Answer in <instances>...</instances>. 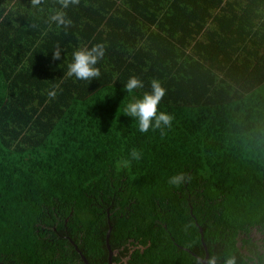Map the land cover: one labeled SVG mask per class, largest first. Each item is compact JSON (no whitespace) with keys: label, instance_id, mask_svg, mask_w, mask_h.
Masks as SVG:
<instances>
[{"label":"trees","instance_id":"trees-1","mask_svg":"<svg viewBox=\"0 0 264 264\" xmlns=\"http://www.w3.org/2000/svg\"><path fill=\"white\" fill-rule=\"evenodd\" d=\"M58 8L0 0V264H84L74 244L108 264L109 228L112 264H251L241 249L257 252L249 233L264 227V0H80L67 31L48 22ZM97 43L100 77H68L73 53ZM132 76L143 88L128 94ZM153 80L172 124L141 133L124 108Z\"/></svg>","mask_w":264,"mask_h":264},{"label":"clouds","instance_id":"clouds-1","mask_svg":"<svg viewBox=\"0 0 264 264\" xmlns=\"http://www.w3.org/2000/svg\"><path fill=\"white\" fill-rule=\"evenodd\" d=\"M59 5L58 9H52L51 14L48 17L49 24H55L57 28H63L67 31L72 27V20L68 18L65 11L70 6L79 5L80 0H56ZM43 0H31V6L37 8L41 6ZM105 45L103 43H97L90 48L84 47L76 50L73 53L72 62L68 65V71L66 75L68 77H75L78 80L92 81L99 78L101 73L100 69L96 67L98 62L105 56ZM52 59H61V49L57 45L55 51H53ZM124 88L128 94L134 92L139 88H143V82L136 76H132L128 79ZM50 97L55 96V92L49 93ZM166 95V89L161 85L158 80L151 82V92L145 93L142 98L133 99L124 108V115L134 118L138 124V130L141 133H147L150 129H163L164 127H171L173 117L163 111H159V105ZM132 160H140L142 153L137 149H132L130 153ZM131 163L130 160L123 161L124 166H128ZM186 181L185 174L183 172L172 175L168 179L169 185L180 187ZM208 264H217L215 256L208 260ZM225 264H236L235 257H229L225 260Z\"/></svg>","mask_w":264,"mask_h":264},{"label":"flooded vegetation","instance_id":"flooded-vegetation-1","mask_svg":"<svg viewBox=\"0 0 264 264\" xmlns=\"http://www.w3.org/2000/svg\"><path fill=\"white\" fill-rule=\"evenodd\" d=\"M253 228H254V227H253ZM253 228H252V229H253ZM255 228L258 229L259 231L261 230V228H258V227H255ZM262 232H263V234H262V235H263V236H262V239L259 240L258 242H255V239H253V238L251 237V233H249L250 241H252V242L254 243V245H255V250H256L257 252H255L254 254H250L248 250H246V249H244V248L241 249V251H242L243 253H247L250 257L252 256V257H251L252 260L250 261L251 264H264V252H261V251H260L261 247H264V227L262 228ZM257 254H259V255L261 256L262 261L259 260Z\"/></svg>","mask_w":264,"mask_h":264},{"label":"water","instance_id":"water-1","mask_svg":"<svg viewBox=\"0 0 264 264\" xmlns=\"http://www.w3.org/2000/svg\"><path fill=\"white\" fill-rule=\"evenodd\" d=\"M109 232H110V228L106 232V247L108 250V264H112V250H111V247L109 244ZM200 234H201V242L203 244V247L206 249L201 229H200ZM74 247H75L76 251L80 254L84 264H89L86 257L81 253V251L77 248V246L75 244H74ZM199 260L201 261L202 264H208L207 263V254L204 258H199Z\"/></svg>","mask_w":264,"mask_h":264},{"label":"rangeland","instance_id":"rangeland-1","mask_svg":"<svg viewBox=\"0 0 264 264\" xmlns=\"http://www.w3.org/2000/svg\"><path fill=\"white\" fill-rule=\"evenodd\" d=\"M250 233H251V237L253 238V239H255V242H258L259 240H261L262 239V234H263V232H262V228H261V230L259 231L258 229H256L255 227L253 228V229H251L250 230ZM107 248V247H106ZM112 250V249H111ZM260 251L261 252H264V247H261V249H260ZM82 253V252H81ZM112 254H113V251H112Z\"/></svg>","mask_w":264,"mask_h":264}]
</instances>
